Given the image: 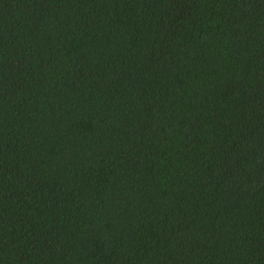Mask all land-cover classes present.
Returning <instances> with one entry per match:
<instances>
[{"label":"trees","instance_id":"1","mask_svg":"<svg viewBox=\"0 0 264 264\" xmlns=\"http://www.w3.org/2000/svg\"><path fill=\"white\" fill-rule=\"evenodd\" d=\"M0 264H264V0H0Z\"/></svg>","mask_w":264,"mask_h":264}]
</instances>
